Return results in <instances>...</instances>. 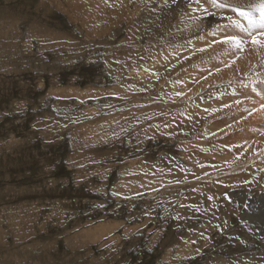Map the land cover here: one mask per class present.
I'll return each mask as SVG.
<instances>
[{
    "label": "rangeland",
    "instance_id": "obj_1",
    "mask_svg": "<svg viewBox=\"0 0 264 264\" xmlns=\"http://www.w3.org/2000/svg\"><path fill=\"white\" fill-rule=\"evenodd\" d=\"M229 16L0 0V264H264V47Z\"/></svg>",
    "mask_w": 264,
    "mask_h": 264
},
{
    "label": "snow or ice",
    "instance_id": "obj_2",
    "mask_svg": "<svg viewBox=\"0 0 264 264\" xmlns=\"http://www.w3.org/2000/svg\"><path fill=\"white\" fill-rule=\"evenodd\" d=\"M210 2L219 9L230 8L238 17L236 19L232 16L227 17L228 24L224 26L225 29L237 28L250 35L254 45L264 47V0L248 3H229L228 0H210ZM214 42L228 44L237 50H242L243 44L246 43L238 35H225L221 41ZM260 107L264 109V104Z\"/></svg>",
    "mask_w": 264,
    "mask_h": 264
},
{
    "label": "bare ground",
    "instance_id": "obj_3",
    "mask_svg": "<svg viewBox=\"0 0 264 264\" xmlns=\"http://www.w3.org/2000/svg\"><path fill=\"white\" fill-rule=\"evenodd\" d=\"M256 53H257V52H256ZM253 55H254V54H253ZM250 56H252V54H251ZM252 57H253V56H252ZM246 58H247V57H246ZM246 58H245V59H246ZM250 60H252L251 57L247 58V62L250 61ZM244 61H245V60H244ZM247 62H246V63H247ZM248 63H249V62H248ZM240 65H241V64H240ZM240 65H239V66H240ZM225 70H226V69H225ZM227 71H228L227 73H228V75H229L230 70L228 69ZM239 72H240V71H239ZM224 74H226V73H224ZM218 76H219V75H218ZM254 93H255V92H254ZM252 101H253V100H252ZM254 102H255L256 104H260V106H261V104H264V93L260 92L259 90H258V91L256 90V95H255ZM255 103H254V104H255ZM256 104H255V105H256ZM255 105H254V106H255ZM253 108H254V107H253ZM256 109H257V108H256ZM257 112H258V114H259L260 116H264V109H261V108L259 109V108H258ZM244 121H245V120H244ZM263 132H264V131H263ZM263 134H264V133H263ZM262 138H264V137H262ZM260 139H261V137H260ZM258 146H259V145H258ZM262 146H263V145H262ZM257 154H258V153H257Z\"/></svg>",
    "mask_w": 264,
    "mask_h": 264
}]
</instances>
